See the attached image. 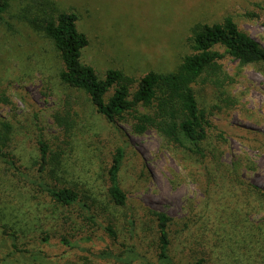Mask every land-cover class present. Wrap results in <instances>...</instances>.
I'll use <instances>...</instances> for the list:
<instances>
[{
	"label": "rangeland",
	"instance_id": "1",
	"mask_svg": "<svg viewBox=\"0 0 264 264\" xmlns=\"http://www.w3.org/2000/svg\"><path fill=\"white\" fill-rule=\"evenodd\" d=\"M61 10L78 14L89 39L81 59L100 76L174 70L190 50L192 25L226 15L264 47V0H12L0 19V121L10 125L0 137V257L40 264L29 248L44 253L42 264H167L153 211L171 217L174 262L194 264L191 237L206 227L204 264L255 263L219 259L221 247L250 245L264 257V198L256 209L234 202L225 177L237 173L264 192V64L221 59L219 74L194 85L211 123L205 139L168 140L152 125L138 129L128 113L110 120L84 90L60 80L63 62L41 28ZM118 147L127 197L119 206L108 195ZM55 186L73 187L80 201L59 205L49 192ZM238 221L249 226L239 235Z\"/></svg>",
	"mask_w": 264,
	"mask_h": 264
},
{
	"label": "trees",
	"instance_id": "2",
	"mask_svg": "<svg viewBox=\"0 0 264 264\" xmlns=\"http://www.w3.org/2000/svg\"><path fill=\"white\" fill-rule=\"evenodd\" d=\"M11 1L0 0V19ZM251 15L258 16L256 13ZM77 20L78 14L69 10L58 11L57 14L43 20L41 29L52 41L63 62L59 72L60 80L71 87L84 90L97 110L110 120L128 113L136 120L138 129L142 130L146 125H152L168 140L179 142L180 133L195 143L205 139L207 126L211 123L199 106L194 85L201 80L206 81L208 75L219 74L222 69L221 59L233 57L243 64H264V47L240 27L231 15H226L221 21L213 23L198 21L192 25L188 37L190 50L182 56L174 70H150L140 78H134L121 69H109L100 76L91 64L81 59L82 50L87 46L89 39L86 33L78 28ZM142 106L148 107L150 111L141 112ZM0 124L1 137L3 130H8L10 125L5 121H0ZM41 151L45 159L47 146L44 142H41ZM123 156L124 149L118 147L108 170V195L117 206L124 205L127 198L119 182ZM236 174L225 175L232 183L230 196L234 202L256 209L257 203L259 205L261 201L260 196L264 198V192L256 185L244 184ZM49 192L55 202L62 206H70L81 198L77 190L68 186H55L49 188ZM152 213L159 226L160 258L167 264H181L174 262L168 254V225L171 217L164 212ZM89 218H93V215H89ZM233 227L237 235L249 228L240 221L235 222ZM105 228L111 235H116L115 229L110 224L105 225ZM206 230L207 227L203 228L204 233L191 237V251L196 259L194 264L206 263L205 257L209 255L206 251L209 249L210 239ZM47 237L48 235L42 236L44 240H47ZM61 241L71 245V240L65 235L62 236ZM16 247L15 244L16 252L23 251ZM188 249L190 250L189 247ZM24 250L31 253L35 262L40 264L44 262L41 259L42 256L44 258L46 256L41 250L33 251L29 248ZM226 254L232 262L252 259L255 260L254 264L264 263L263 254L252 249L250 245H244L238 250L235 247L228 250L221 247L217 257L220 256L219 259H222ZM12 261L13 259L0 257V264H12Z\"/></svg>",
	"mask_w": 264,
	"mask_h": 264
}]
</instances>
